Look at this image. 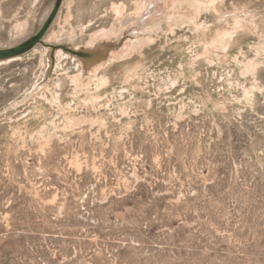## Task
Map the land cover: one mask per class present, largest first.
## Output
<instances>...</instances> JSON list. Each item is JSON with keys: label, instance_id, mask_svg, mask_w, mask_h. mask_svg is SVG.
Here are the masks:
<instances>
[{"label": "rangeland", "instance_id": "obj_1", "mask_svg": "<svg viewBox=\"0 0 264 264\" xmlns=\"http://www.w3.org/2000/svg\"><path fill=\"white\" fill-rule=\"evenodd\" d=\"M140 1L0 0V264H264V0ZM113 23L163 29L76 87L59 45Z\"/></svg>", "mask_w": 264, "mask_h": 264}, {"label": "bare ground", "instance_id": "obj_2", "mask_svg": "<svg viewBox=\"0 0 264 264\" xmlns=\"http://www.w3.org/2000/svg\"><path fill=\"white\" fill-rule=\"evenodd\" d=\"M204 1V0H203ZM212 1V0H211ZM195 2L197 1H190L189 4H186V0H185V3H184V0H172V4H175L177 3V5L182 8V9H185V6L187 8H191L192 7V10H194L196 8L197 5H195ZM202 2V1H201ZM200 2V3H201ZM207 2V0H206ZM209 2V1H208ZM207 2V3H208ZM215 2V1H214ZM169 3V2H168ZM197 4V3H196ZM206 4V3H205ZM204 4V5H205ZM210 4V3H209ZM144 5H145V1H140V2H137V7H136V10L139 14L142 12L143 8H144ZM168 5V4H167ZM203 5V4H202ZM114 8L115 10L117 11L118 13V17L123 13V11L125 10L126 8V5L125 3H114ZM174 6V5H173ZM191 6V7H190ZM199 6V5H198ZM197 6V7H198ZM206 6V5H205ZM209 6V5H208ZM213 6V5H212ZM168 7H171V6H168ZM204 7V6H203ZM211 7V6H210ZM200 8V7H199ZM205 8V7H204ZM168 9V8H167ZM172 9V8H171ZM177 9V8H176ZM206 9V8H205ZM114 10V9H113ZM146 10V9H145ZM145 10H144V13L143 14H146V18H148L150 15L149 13H145ZM191 10V9H190ZM200 10V9H199ZM202 10V9H201ZM200 10V11H201ZM210 10V9H209ZM178 11V10H176ZM219 11V10H218ZM185 12V11H184ZM220 12V11H219ZM152 13V12H151ZM199 13V12H198ZM179 14V13H177ZM175 12H174V15H177ZM200 14V13H199ZM172 16H173V13H172ZM218 16V15H217ZM142 17V16H141ZM145 18V19H146ZM169 18V17H168ZM183 16L182 14H179L176 16L175 18V21L176 23L180 22L182 20ZM197 18V17H196ZM125 20V18H123ZM193 19V17H192ZM147 20V19H146ZM240 19H237L236 22H240L239 21ZM126 21V20H125ZM143 21H144V18H143ZM172 21V20H171ZM193 22H195L193 20ZM123 25H124V21H122ZM174 23V22H173ZM202 23V22H201ZM199 22L196 23L195 22V25L197 27V29H199V27H201V24ZM118 24V23H117ZM121 24V23H120ZM133 24V23H132ZM143 24V23H142ZM175 24V23H174ZM201 24V25H200ZM238 24V23H237ZM236 24V25H237ZM139 26H141L140 24H138ZM204 25V24H203ZM121 28H122V25H120ZM206 26V25H205ZM208 26V25H207ZM238 26V25H237ZM124 27V26H123ZM203 27V26H202ZM119 28L116 23H113V25L111 27H104L102 29H99L97 31H95L90 39L88 40L87 42V45H86V49L84 51H81L80 50H77V49H74L72 48L71 46H66V45H59V49H57L56 51V58L55 59H58L59 61V66H62V59L66 57V53L64 52V50L66 51H69L71 53H74V54H77L79 56L82 57V71L78 72V73H74L72 74L70 77L72 79V81L75 83L76 87H81L83 88L85 85H88L93 81H97V84H96V92L100 91L101 89L103 88H106V87H109V84H110V81H111V77L110 75L106 74L105 72L108 70V68L113 65L114 63H117V62H121V61H124V60H128V59H131L133 57V54H134V51L138 49V47H144L147 43L149 42H144L143 41V36L141 35H144L145 33H152L155 31L158 32L159 30H162L163 27L161 26H158V28L156 27L154 30L149 27L148 25H142V27H136V26H129V25H126L124 28ZM159 29V30H158ZM126 30H129L130 32L127 33ZM158 30V31H157ZM202 30V29H201ZM200 30V31H201ZM204 30V29H203ZM209 30V29H208ZM199 31V30H198ZM197 31V32H198ZM124 33H127L123 38L122 37V34ZM207 34V33H206ZM230 35V32L227 30V29H221V28H218L215 30V33L214 35L212 36L211 38V42L210 43H206V48H205V52L208 51V49L210 48V45H213V46H218V47H221L223 48L224 50H227L228 47H229V41H228V37ZM112 38H115L117 40H120V39H123L124 40V43H125V48L124 50L121 52V53H118L117 52V49H110L109 50V54H111L112 56L111 57H108L109 55L106 54V53H103L102 54H99L96 50L97 49H103L101 47H99L100 43L105 41V43L107 41H110ZM151 36H147V39H150ZM115 41V40H114ZM150 41V40H148ZM200 41V40H199ZM104 43V44H105ZM113 44H115L116 42H112ZM103 44V45H104ZM102 45V46H103ZM106 46V44L104 45ZM105 48V47H104ZM264 48V47H263ZM53 49H55V47L53 46ZM64 49V50H63ZM193 49V48H192ZM140 50V49H139ZM138 50V51H139ZM142 50V49H141ZM140 52V51H139ZM47 53V50L44 51V55ZM143 53V52H142ZM142 53L140 56H142ZM198 53V52H197ZM72 56V59L74 61H78L79 58L77 56ZM144 54V53H143ZM195 55V54H194ZM198 55H196L197 57ZM17 57V56H16ZM96 59V60H94ZM195 59V58H194ZM239 61V60H238ZM251 61H249V63L247 62V68L253 70L254 68V63H250ZM254 62V61H253ZM130 63L128 65L129 69L132 70V72H137L140 68H142V62L140 60H133V61H130L128 62ZM183 65V64H182ZM256 67V66H255ZM103 71V73H102ZM140 72V71H139ZM102 73V74H101ZM132 73V74H133ZM135 74V73H134ZM133 76V75H132ZM86 77V78H85ZM49 75L47 74V77L45 78V80H43V82L39 85H37V93H38V96H40V98H42L44 100V104L47 105V106H56L59 104V106H62L63 108H65L66 106H71V103L70 102H64L62 100V97H61V93L60 92H54V94H52L50 97V95L48 94L49 91H51V81L49 80ZM174 79V78H173ZM174 81V80H173ZM178 81V79H177ZM175 82V81H174ZM174 84V83H172ZM56 86H60V81H58L56 84ZM176 85V84H175ZM175 85H172V86H175ZM55 86V87H56ZM90 86V85H89ZM39 88V89H38ZM87 88V87H86ZM93 90V89H92ZM56 91V90H55ZM78 91V90H77ZM128 91V90H127ZM41 92V93H40ZM84 92V91H83ZM52 93V92H51ZM99 93V92H98ZM95 96V98H98L100 99L102 96L100 94H98ZM124 93V91L122 92V94ZM77 94V93H76ZM93 96V95H92ZM77 98V97H76ZM103 99V98H102ZM42 100V101H43ZM41 102V101H40ZM75 103V102H74ZM43 104V103H42ZM38 106V105H37ZM39 107V106H38ZM41 109V108H40ZM124 109V108H123ZM42 110V109H41ZM63 110V109H62ZM73 118V117H72ZM68 119V118H67ZM70 119V118H69ZM74 119V118H73ZM76 119V117H75ZM80 122V121H78Z\"/></svg>", "mask_w": 264, "mask_h": 264}]
</instances>
